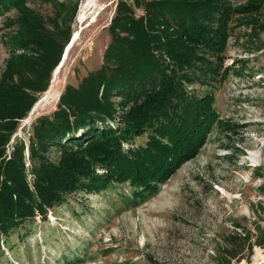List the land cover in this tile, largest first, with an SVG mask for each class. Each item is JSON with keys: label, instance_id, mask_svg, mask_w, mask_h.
<instances>
[{"label": "trees", "instance_id": "1", "mask_svg": "<svg viewBox=\"0 0 264 264\" xmlns=\"http://www.w3.org/2000/svg\"><path fill=\"white\" fill-rule=\"evenodd\" d=\"M30 1L0 0V16L21 12L14 23L23 51L10 56L0 80V254L14 232L47 219L68 195L127 182L140 201L192 158L206 134L224 124L210 91L199 95L193 86L225 79L231 22L262 0L237 8L230 0H117L101 66L67 85L56 109L32 124L27 148L17 140L7 156L18 122L46 91L69 42L60 44L58 20L66 4L46 0L57 7L50 29L26 9ZM139 137L144 145L124 149ZM51 148L58 162L48 158ZM257 239L264 246V232ZM232 249L224 251L226 264L236 258Z\"/></svg>", "mask_w": 264, "mask_h": 264}, {"label": "rangeland", "instance_id": "2", "mask_svg": "<svg viewBox=\"0 0 264 264\" xmlns=\"http://www.w3.org/2000/svg\"><path fill=\"white\" fill-rule=\"evenodd\" d=\"M58 1L66 4L58 19L64 30L60 44L69 36L59 64L71 49L18 122L7 156L17 140L27 148L34 121L56 109L67 85L76 87L101 66L110 42L108 25L117 0ZM248 1L230 3L237 8ZM26 9L53 28V3L31 0ZM20 13L0 16V80L10 56L23 52L16 46L14 23ZM230 27L222 54L227 76L210 81L211 88L193 86L199 95L210 91L224 122L206 134L197 153L140 201L127 182L68 195L47 219L36 217L27 230L9 237L0 264H226L224 251L232 247L236 258L229 264H264V246L258 244L263 242L257 239L264 232V0L256 11L235 17ZM50 89L52 95H46ZM145 143L146 137H139L123 147ZM48 158L58 162L59 151L51 148Z\"/></svg>", "mask_w": 264, "mask_h": 264}, {"label": "bare ground", "instance_id": "3", "mask_svg": "<svg viewBox=\"0 0 264 264\" xmlns=\"http://www.w3.org/2000/svg\"><path fill=\"white\" fill-rule=\"evenodd\" d=\"M84 14V11L82 10V15ZM72 41V40H71ZM74 41H75V38L73 39V43H74ZM68 49H67V51H66V53L64 54V56H63V61L61 62V64H59V66L55 69V71H54V73H53V76H57V73L59 72V69L63 66V64H64V62H65V60L67 59V55H68V52H69V50L71 49V45L69 46V47H67ZM52 90L50 89L49 91H47V93H46V95L48 94V95H52ZM46 101V100H45Z\"/></svg>", "mask_w": 264, "mask_h": 264}]
</instances>
